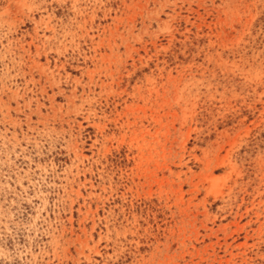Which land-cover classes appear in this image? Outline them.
<instances>
[{"label": "rangeland", "instance_id": "374dc122", "mask_svg": "<svg viewBox=\"0 0 264 264\" xmlns=\"http://www.w3.org/2000/svg\"><path fill=\"white\" fill-rule=\"evenodd\" d=\"M0 264H264V0H0Z\"/></svg>", "mask_w": 264, "mask_h": 264}]
</instances>
